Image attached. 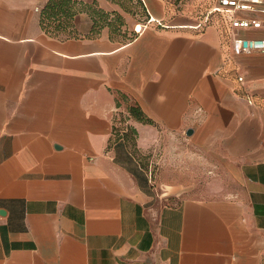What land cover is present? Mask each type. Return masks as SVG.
<instances>
[{"label": "crops", "instance_id": "obj_1", "mask_svg": "<svg viewBox=\"0 0 264 264\" xmlns=\"http://www.w3.org/2000/svg\"><path fill=\"white\" fill-rule=\"evenodd\" d=\"M48 1L0 0V264H264V53L233 40L264 27L144 0L133 40L61 38ZM182 133L239 186L166 202L141 152Z\"/></svg>", "mask_w": 264, "mask_h": 264}, {"label": "rangeland", "instance_id": "obj_2", "mask_svg": "<svg viewBox=\"0 0 264 264\" xmlns=\"http://www.w3.org/2000/svg\"><path fill=\"white\" fill-rule=\"evenodd\" d=\"M85 4L95 5L107 14L108 23L116 27V33L109 27L102 30L101 35H108L113 40L126 43L136 33V26L144 25L150 19L145 9L144 0H79ZM170 12V17H188L192 22H204L216 0H164ZM145 4V5H144ZM147 7V6H146ZM78 16L70 22V29L78 35L89 36L94 25L90 13L77 6ZM83 32V33H82ZM64 37V36H61ZM122 111L123 125L125 117L130 118L128 109ZM130 133V130H128ZM165 137L162 142L141 152L143 162L151 165V178L158 194L166 196L168 203H177L189 197L212 198L225 196L238 186L225 174L220 166L223 162L219 150H207L194 147L186 133L177 137V142L166 145ZM165 141V142H164ZM165 150V151H164ZM143 153V154H142ZM162 160L168 161L162 164ZM176 192L181 194H175Z\"/></svg>", "mask_w": 264, "mask_h": 264}, {"label": "trees", "instance_id": "obj_3", "mask_svg": "<svg viewBox=\"0 0 264 264\" xmlns=\"http://www.w3.org/2000/svg\"><path fill=\"white\" fill-rule=\"evenodd\" d=\"M78 5L83 6V8H85V10L90 13L92 19L94 20V25L90 30L91 35L87 36L88 38L101 36L102 30L106 27H109L111 29L112 34L116 33V27L113 24L108 23L106 18L107 14L104 12V10L98 9L95 5L85 4L83 1L79 0H49L41 13L42 28L47 33L56 37L64 36L61 38H76L80 36L76 31L70 29V22H72L78 16ZM145 9L149 14L146 5ZM137 35L138 32L133 35L131 40H133ZM129 112L138 121H145V118L143 117V114L140 112L138 107H130Z\"/></svg>", "mask_w": 264, "mask_h": 264}, {"label": "built area", "instance_id": "obj_4", "mask_svg": "<svg viewBox=\"0 0 264 264\" xmlns=\"http://www.w3.org/2000/svg\"><path fill=\"white\" fill-rule=\"evenodd\" d=\"M263 3V0H216L214 7L209 11V15L232 13L233 16L230 19L231 26L234 29H262L264 27L263 21L256 18H237L235 13L238 11L251 12L255 11L259 5ZM152 17H150L149 22ZM207 21V20H206ZM147 27V24L142 25ZM138 28V26H137ZM135 29L136 32L138 29ZM234 45L238 52H260L264 53V38H252L243 39L234 35Z\"/></svg>", "mask_w": 264, "mask_h": 264}, {"label": "bare ground", "instance_id": "obj_5", "mask_svg": "<svg viewBox=\"0 0 264 264\" xmlns=\"http://www.w3.org/2000/svg\"><path fill=\"white\" fill-rule=\"evenodd\" d=\"M141 28H142V25H139L138 28H137L138 31H140Z\"/></svg>", "mask_w": 264, "mask_h": 264}]
</instances>
